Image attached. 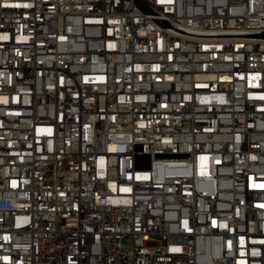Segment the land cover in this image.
Returning <instances> with one entry per match:
<instances>
[{
    "label": "built area",
    "instance_id": "built-area-1",
    "mask_svg": "<svg viewBox=\"0 0 264 264\" xmlns=\"http://www.w3.org/2000/svg\"><path fill=\"white\" fill-rule=\"evenodd\" d=\"M0 264H264V0H0Z\"/></svg>",
    "mask_w": 264,
    "mask_h": 264
}]
</instances>
